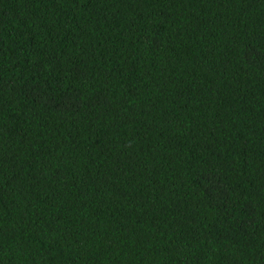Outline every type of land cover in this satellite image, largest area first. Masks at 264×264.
Listing matches in <instances>:
<instances>
[{"label":"trees","instance_id":"obj_1","mask_svg":"<svg viewBox=\"0 0 264 264\" xmlns=\"http://www.w3.org/2000/svg\"><path fill=\"white\" fill-rule=\"evenodd\" d=\"M0 264H264V0H0Z\"/></svg>","mask_w":264,"mask_h":264}]
</instances>
